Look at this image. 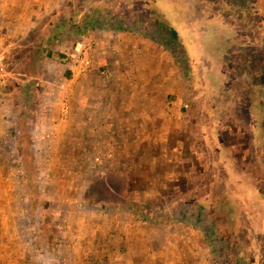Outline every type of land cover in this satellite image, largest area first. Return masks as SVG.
Returning a JSON list of instances; mask_svg holds the SVG:
<instances>
[{
	"label": "rangeland",
	"instance_id": "1",
	"mask_svg": "<svg viewBox=\"0 0 264 264\" xmlns=\"http://www.w3.org/2000/svg\"><path fill=\"white\" fill-rule=\"evenodd\" d=\"M17 3L0 13V264H60L77 224L112 233L110 264H233L246 231L264 264V0Z\"/></svg>",
	"mask_w": 264,
	"mask_h": 264
},
{
	"label": "crops",
	"instance_id": "2",
	"mask_svg": "<svg viewBox=\"0 0 264 264\" xmlns=\"http://www.w3.org/2000/svg\"><path fill=\"white\" fill-rule=\"evenodd\" d=\"M17 1L18 0H16V4H18ZM33 1L34 3L38 4V8H43V6L41 5V0H33ZM13 3L14 0L0 1V7L2 8L0 11V13L2 14L1 20L3 21L8 20L11 17V15L14 14L13 8L15 6H13ZM47 8L53 10L57 8V6L55 7V4H52V5H48ZM141 101L145 102L144 96L143 99H139V101H137V97L134 100L135 103L138 102L141 103ZM143 102L141 104H143ZM65 104L62 105V109L64 107H66L67 110L68 108L69 109L71 108L70 106H68V104L67 105ZM127 109L130 111L133 110L131 106H128ZM142 109L140 108L141 111ZM61 120L63 119L61 118ZM82 221L85 222V220L83 219L80 220V222ZM111 235L112 233L109 231L87 229L84 228V226L77 224V229H73V231H69L68 235H66L67 240L71 242H69L68 246L62 247L61 253L65 256V258L61 260L62 262L60 264H110L111 260L109 258V249L111 246L110 245L111 237H112ZM96 246H98L97 253L95 251ZM180 250H181L180 248H177V250L175 251L171 250L169 252L170 255H172V257L169 258L168 264H176L177 262L180 263V258L177 257V254H180L179 253ZM95 254L99 256L95 257ZM90 258L91 260H89Z\"/></svg>",
	"mask_w": 264,
	"mask_h": 264
},
{
	"label": "trees",
	"instance_id": "3",
	"mask_svg": "<svg viewBox=\"0 0 264 264\" xmlns=\"http://www.w3.org/2000/svg\"><path fill=\"white\" fill-rule=\"evenodd\" d=\"M210 200L207 199L206 202H209ZM198 216H202L203 215V211L200 209L198 210L197 213ZM205 236L208 240L209 243H211L213 250H215L216 248V258L217 260L221 261L224 259V254L218 250V243L216 241H214V235L212 233V228L210 225H208L207 227H205ZM250 236H252V234L249 231H246V237L248 238V245L247 246H241V248L239 247V249L237 250L238 254L241 255V257H239L238 261H235V263L233 264H262L261 261H259V259H257V255L256 253H254V250H252V241L250 238ZM236 237L232 236L231 239L233 243H235ZM232 246V245H231ZM221 255V256H219ZM225 261V259H224ZM226 262V261H225ZM220 264V263H219ZM221 264H223L221 262Z\"/></svg>",
	"mask_w": 264,
	"mask_h": 264
},
{
	"label": "built area",
	"instance_id": "4",
	"mask_svg": "<svg viewBox=\"0 0 264 264\" xmlns=\"http://www.w3.org/2000/svg\"><path fill=\"white\" fill-rule=\"evenodd\" d=\"M77 61V59H76ZM2 62V54H1V51H0V64ZM78 66L82 69V71H85L86 68L89 66V63H90V60L87 58V59H82L81 61H78ZM80 71V72H82Z\"/></svg>",
	"mask_w": 264,
	"mask_h": 264
}]
</instances>
